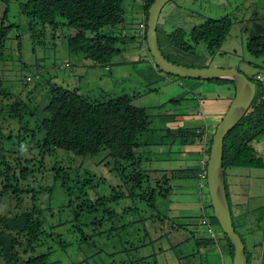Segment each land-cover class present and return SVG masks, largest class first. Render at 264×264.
Listing matches in <instances>:
<instances>
[{
    "label": "rangeland",
    "instance_id": "obj_1",
    "mask_svg": "<svg viewBox=\"0 0 264 264\" xmlns=\"http://www.w3.org/2000/svg\"><path fill=\"white\" fill-rule=\"evenodd\" d=\"M144 2L145 0H124L125 22L115 28L102 29L103 32L122 33L124 41L121 40L116 44L119 52L107 62H94L83 58V55L77 56L68 51L64 36L73 33L74 29L66 26L56 31L48 29L34 38L28 26L27 16L19 12L17 0H11L8 4L0 1V20L8 7V21L18 24L10 31L6 56L0 61V77L4 82L3 88L8 93L0 98L2 101L0 111L1 115L6 117L9 114L8 106L16 100L27 104L23 123L31 131L30 134L27 133L28 136L23 140V144L24 147H28L24 152V159L27 157L30 162L23 163L21 160L20 166L37 170L31 171L30 177L27 181L23 180L22 184L37 190L43 187L49 188L48 191L38 195L37 204L43 209L50 210L46 212L45 209L43 212L50 216L51 222L57 224L68 221L74 213L73 207L67 206L68 202L73 200L76 204L83 198L90 199L89 202L93 203L92 207H94L91 214H87L88 212L84 214L87 215L83 220L88 222L96 216L97 220L101 219L107 208L115 210L122 205L119 200L107 201L106 197L119 192H128L133 188L135 180L130 178L131 165L126 161L109 157L105 150L97 156L75 155L71 151L59 148L52 150L46 157L41 154L39 141L45 131L39 129V117L44 114L42 108L47 102L44 94L48 92L49 80L53 79L57 82L63 80L70 87L79 86L83 95L92 98H105L107 94L108 98L129 94L132 103L145 107L152 123L150 130L144 133L142 139H149L155 144L151 143L149 147H143L141 150L144 156H152L154 159L148 164L150 169L165 164L160 160L165 157L163 155H166L168 150L181 151L182 148L177 146L179 139L189 137L185 132L181 136L179 133L176 137L166 135V126L174 119L173 115H180L181 118L194 115L216 129L230 106L228 104L232 102V92L222 88L224 86L222 84L205 82L206 87L209 86L207 90L201 91L205 86L199 87L197 84L200 90L197 88L194 91L189 88L191 83L197 81L199 83L202 80L165 73L154 65L147 40L141 38V23L145 21ZM221 17L231 18L230 32L219 51L214 56H210L205 42L197 44L189 34L195 26L204 23L207 19H221ZM158 24L165 31L161 35V43L164 52L171 60L188 67H235L250 77L260 75L264 81V57L254 56L247 50L250 38L264 35V0H171L163 8ZM40 27L42 28V25ZM177 28L187 31V38L194 46L192 53L180 51L166 40V34L172 33ZM17 33L20 34L19 50ZM67 63L69 65H66ZM28 77H31V80H28ZM211 103H214L212 107H210ZM199 111L202 115H197ZM14 121L17 125L15 122H10L18 133V122L16 119ZM7 123L9 120L1 126L5 127ZM23 132L20 130V134ZM210 134L211 132L204 136L203 144L209 142L212 136ZM5 147L9 148L10 145L5 143ZM174 154L177 155V153L172 155ZM56 156L63 160L60 164L68 171L72 186L75 178L86 179L84 184H80L82 185L80 189L72 187V195L67 194L63 189L61 179L55 177L52 167L53 163L59 160L55 158ZM42 157L45 158L40 166L38 161H41ZM170 161L172 164L176 162ZM226 173L227 178L231 180L230 202L233 217L237 233L245 242L249 257L248 264H264V168L229 167ZM151 176L154 177L153 174ZM90 177L92 180H89ZM4 178L5 176H2L0 182ZM146 185L147 183L144 182L143 186ZM85 191L88 194L81 196ZM197 191L195 189V192L189 196L173 192L169 201H160L153 214L167 215L165 219L168 220L167 222L158 218L153 220L155 222L149 220L150 233L147 235H142L143 229L137 226L131 230L133 235L125 232L123 235L116 232L109 234V224L101 220L95 229L92 226H84V231L93 235H79V232L77 235H42L36 252L40 253L51 247L54 250L50 256L52 264L57 262L58 264H231L230 258L228 261L221 257L226 246L221 226L212 222L216 233L220 234L222 239L217 243L206 244L205 239L213 237L202 223L205 217L197 209L186 210L183 205L182 199L201 203L198 194H203L206 212H212L213 210L208 206L210 201L208 188ZM135 192L139 194L141 190L136 188ZM32 193L33 191L30 196ZM27 202L30 207L32 203ZM126 203L134 209L138 218L145 216L151 219L149 217L152 208L140 200V196L128 198ZM8 205L12 208L15 204L6 201L3 206L5 214L11 209ZM117 216L115 221L120 219V216ZM132 219H135V216L127 215V221ZM174 224H180L181 227L171 228ZM139 231L142 234L136 235ZM164 232L166 234L162 235ZM62 241L68 244L63 246ZM199 241L201 244L198 243ZM0 264H5L2 259Z\"/></svg>",
    "mask_w": 264,
    "mask_h": 264
},
{
    "label": "trees",
    "instance_id": "obj_2",
    "mask_svg": "<svg viewBox=\"0 0 264 264\" xmlns=\"http://www.w3.org/2000/svg\"><path fill=\"white\" fill-rule=\"evenodd\" d=\"M0 1L6 4L11 2V0ZM154 1L145 0L144 2L145 33L143 32V36L145 40L149 8ZM17 3L19 12L27 16L29 20L28 26L34 38L42 35L48 29L56 31L64 26L74 29L73 33H68L64 36L67 49L74 55H83L85 59L93 60L94 62H107L116 52H119L116 44L121 40L124 41L122 33L116 34L102 31L103 28H115L125 22L124 0H17ZM7 13L8 7H6V11L0 20V61L6 56L10 31L18 25L16 22L8 21ZM231 23L230 17H221V19L209 18L204 23L195 26L189 36L197 44L202 41L205 42L208 55L214 56L222 46L225 37L229 34ZM40 25H42V28ZM36 27L39 29L36 30ZM157 31L161 49L164 55L171 60L163 50L161 35L165 31L160 28L159 24ZM187 36L186 30L177 28L172 33L166 34V40L176 49L192 53L194 46L190 43ZM16 39L19 50V33H17ZM247 50L254 56L264 57V35L250 38L247 43ZM171 61L178 63L174 60ZM66 65H69V63ZM28 78V80H31V77ZM248 78L256 83V96L242 119L230 130L224 140L225 185L232 217L234 214L230 202L231 180L227 178V168H264V81L260 75L248 76ZM198 80L222 84L228 91L232 92V96L236 90L235 83L231 79ZM48 84L50 85H48V92L44 94L47 102L42 108L44 114L39 117V129L45 131L43 137L40 133L41 131L39 132L42 137L41 140L39 139L41 154L46 157L52 150L59 148L71 151L75 155L97 156L101 151L105 150L109 157L126 161L131 165L130 178L135 180V182L133 183V188L129 189L128 192H119V194H112V196L106 197L107 201H110L108 199L119 200L122 202L121 206L123 208L121 206L115 210L107 208L104 216L99 220H97V216L88 222L83 220L87 214H91L94 211L93 203L89 202L91 200L83 198L76 204L73 203V200L68 202L67 206H71L74 209L73 217L68 221L57 224L51 222L50 216L43 212L46 208L43 209L37 204L38 195L43 191H48L49 188L43 187L37 190L25 187L22 184V181H27L30 173L37 169L20 166L21 160L23 163L30 162L27 157L24 159V152L28 147H24L23 140L28 136L27 133L30 134L31 130L23 123L24 114L27 113V104L16 100L8 106L9 114L7 113L6 117L2 116L0 111V119L2 120L0 121V178L5 176L0 182V259L5 264H52L50 256L54 250L51 247L48 250H42L40 253L36 252L42 235H77V232H79V235H93L86 233L84 226H92L95 229L101 220H105L109 224V234L116 232L119 235H123L125 232L128 235H133L131 230L137 226L139 229H143L141 230L143 234L139 231L136 235H147L150 233L149 220L153 221L158 218L167 222L168 219H165L167 215H163L164 217L160 213L154 215L153 211L158 208L160 201L170 200L171 195L175 191V181L182 177L200 179V169L148 168V164L153 162L154 159L152 156H144L141 149L146 146L149 147L151 143H155L150 142L149 139L143 140L142 137L146 131L150 130L152 121L146 108L132 103L129 94L109 98L107 94L105 98H92L91 96L83 95L79 86L70 87L63 80L62 82H57V80L52 79L49 80ZM3 85L4 82L0 77V98L8 94L4 90ZM14 119L18 122V133H16L14 125L10 122H15ZM7 120H9L8 125L5 127L1 126ZM5 130H8V132ZM20 130L24 132L20 134ZM191 130L187 133L189 134L188 138L179 139L180 143L182 142L183 145L192 144L198 140H203L206 130L204 126L196 127V129L192 128ZM166 131H170L168 126H166ZM182 133L180 132V135L179 133L177 135L181 136ZM166 135L170 136V134ZM212 138L213 135L203 149L204 151H201V157L205 154L207 160L211 150ZM5 143H8L10 147L6 148ZM180 152H174L177 155L169 153L165 157L168 160L177 161L182 157ZM45 157H42L38 163L43 164L42 160ZM55 158L59 159L58 156ZM62 161V159L55 161L52 168L55 177L61 179L63 189L66 190L67 194L72 195L73 188L80 189V186H82L80 184H84L86 179L75 178L72 186L68 171L60 164ZM147 162L149 163L147 164ZM41 164L40 166H42ZM152 174L154 177L151 176ZM89 180H92V177ZM144 182L147 183L146 186H143ZM203 184L204 186L201 189L199 188L200 190L208 188L207 182L205 183L204 181ZM136 188L141 190L139 194H136ZM31 191H33L32 198L30 196ZM86 194L88 192L85 191L81 196ZM137 195L140 196V200L151 206L152 214L149 217L151 219L145 216L138 218L134 209L126 203V199ZM6 201H11V203L15 204L12 208L8 205L11 209L7 214L3 213V206ZM27 201L32 203L30 207ZM209 204L208 206L213 210L210 201ZM47 211L50 210L46 209ZM86 212L88 213L84 215ZM117 215L120 216V219L115 221L116 217H118ZM127 215H133L135 219L127 221ZM201 217L203 216L201 215ZM209 217L211 223L213 222L220 226L213 215V211L209 213ZM233 222L237 233L234 217ZM175 227L181 226L180 224L171 226V228ZM154 230L157 232L156 228ZM216 232L214 229V232L210 233L213 238L205 239L206 244L209 242L217 243V241L222 239L219 237L215 238L214 235H218ZM94 234L96 233L94 232ZM164 234L166 232L162 235ZM222 235L226 240L232 260L234 257V245L227 234L223 233ZM198 243L201 244L200 241ZM62 244L65 246L68 243L62 241ZM246 254L248 257L247 250Z\"/></svg>",
    "mask_w": 264,
    "mask_h": 264
},
{
    "label": "water",
    "instance_id": "obj_3",
    "mask_svg": "<svg viewBox=\"0 0 264 264\" xmlns=\"http://www.w3.org/2000/svg\"><path fill=\"white\" fill-rule=\"evenodd\" d=\"M169 1L171 0H155L149 8L146 40L155 66L165 73L183 78L203 80L231 79L236 86L232 102L213 134L207 161L206 181L213 215L218 220L223 233L227 234L234 245L232 264H248L246 246L242 237L236 233L226 192L223 150L226 135L239 123L252 104L256 96L257 86L245 73L235 67H188L169 60L161 49L157 31L161 12Z\"/></svg>",
    "mask_w": 264,
    "mask_h": 264
},
{
    "label": "crops",
    "instance_id": "obj_4",
    "mask_svg": "<svg viewBox=\"0 0 264 264\" xmlns=\"http://www.w3.org/2000/svg\"><path fill=\"white\" fill-rule=\"evenodd\" d=\"M141 31H142L141 38L143 40H145V38L143 36V32L145 33V25H144V22L141 23ZM151 61L154 63L153 59ZM70 74L73 75V73H70ZM71 75H69V76H71ZM207 83H209V82H207ZM197 84L199 85V87L200 86H203V87L205 86L204 90H201V91H205L209 87V86L206 87L205 82H202L201 81V82L198 83V81H197L195 83H191V85L189 86V88L195 91L198 88V85ZM222 88H225V87L223 86ZM196 95H199V94L196 93ZM233 97L231 96V101H232ZM202 100H203V98H202ZM213 104L214 103H211L210 107H212ZM229 105H230V103L228 104V106ZM228 106H227V108H228ZM199 114H200V111L198 112L197 115H199ZM183 115H185V113H183ZM200 115H202V114H200ZM173 116H174V119L169 124H167L168 128L170 129V131H165L166 134H170V135L172 134L174 137H176L175 135H177L180 132L189 133V131L192 128L197 127L198 125H201V126H198V127H203L204 126V129H206L205 132H204L205 133L204 135H206V136H207V134L209 132H211L210 135H213L214 132H215V129L211 128L210 125L206 121H204L203 119H198L199 117L197 118L194 115H190L192 117H185V118H181L180 115H173ZM176 117H177V119H176ZM194 118H197L198 120L197 119H194ZM203 140H204V138H203ZM174 141H176L175 138H174ZM203 143L204 142H202L200 140H198V141H196V142H194L192 144H184V145H183L182 142L181 143L179 142V145H177V146H178V148H182L181 149V152H180V155H182L181 159L177 160L176 162H173V164H172V163H170L171 162L170 160L163 158L160 161L162 163H165V164H162L160 166H154L153 168H158V167H160V168H171V167H175V168H179V169H183V168H187V169H192V168L199 169L200 168V160H202L203 158H205V154L201 157V151H202L203 148L206 147V144L208 142L206 141L205 144H203ZM158 152H159V154H161L160 151H158ZM174 152H176V150L170 149V150H168V152L166 153V155H163V156H168L169 153H174ZM148 163L149 162H147V164ZM175 182H176V184H175V189H174L175 190L174 191L175 193L174 194L181 193V195L189 196V195H192V192H195V189H196V191H197V189H199L198 188L199 181L195 177L194 178H189V177L185 178V177H182V178H178ZM203 196H205V195L198 194V200L202 204L201 203H192V202H190V199H182V201H184V204L183 205L186 208V210H196L197 209L202 214V211H204V209L206 208L205 203L203 202ZM206 202H208V201H206ZM200 209H202V210H200ZM217 236L219 238H221V236H219V235H217ZM223 250L224 251H223L222 256H221L222 259L223 258H226L225 260H228L229 261L230 251H229V248L227 246V243H226V246L223 248ZM225 252H227V253H225ZM230 261H231V264H232L233 259L231 260V258H230Z\"/></svg>",
    "mask_w": 264,
    "mask_h": 264
},
{
    "label": "built area",
    "instance_id": "obj_5",
    "mask_svg": "<svg viewBox=\"0 0 264 264\" xmlns=\"http://www.w3.org/2000/svg\"><path fill=\"white\" fill-rule=\"evenodd\" d=\"M207 158H203L202 160H200V173H199V188L201 189L202 186H204V181L206 183L207 180ZM209 212H206V209H204V211H202V215L205 217L202 219V223L206 225L208 232H210L211 234L214 232L213 229V224L211 223L210 217H209Z\"/></svg>",
    "mask_w": 264,
    "mask_h": 264
},
{
    "label": "clouds",
    "instance_id": "obj_6",
    "mask_svg": "<svg viewBox=\"0 0 264 264\" xmlns=\"http://www.w3.org/2000/svg\"><path fill=\"white\" fill-rule=\"evenodd\" d=\"M234 94H235V93H234ZM221 120H222V119H221ZM219 123H220V122H219ZM199 169H200V168H199ZM206 182H207V181H206ZM214 236H215V238L217 239L218 236H217V235H214Z\"/></svg>",
    "mask_w": 264,
    "mask_h": 264
},
{
    "label": "bare ground",
    "instance_id": "obj_7",
    "mask_svg": "<svg viewBox=\"0 0 264 264\" xmlns=\"http://www.w3.org/2000/svg\"><path fill=\"white\" fill-rule=\"evenodd\" d=\"M218 79V78H217ZM208 158H209V156H208Z\"/></svg>",
    "mask_w": 264,
    "mask_h": 264
},
{
    "label": "flooded vegetation",
    "instance_id": "obj_8",
    "mask_svg": "<svg viewBox=\"0 0 264 264\" xmlns=\"http://www.w3.org/2000/svg\"><path fill=\"white\" fill-rule=\"evenodd\" d=\"M170 2V1H169ZM239 70H241V69H239Z\"/></svg>",
    "mask_w": 264,
    "mask_h": 264
}]
</instances>
